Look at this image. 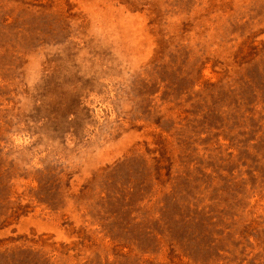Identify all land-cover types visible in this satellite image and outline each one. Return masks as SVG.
Masks as SVG:
<instances>
[{
	"label": "rangeland",
	"instance_id": "obj_1",
	"mask_svg": "<svg viewBox=\"0 0 264 264\" xmlns=\"http://www.w3.org/2000/svg\"><path fill=\"white\" fill-rule=\"evenodd\" d=\"M0 264H264V0H0Z\"/></svg>",
	"mask_w": 264,
	"mask_h": 264
}]
</instances>
